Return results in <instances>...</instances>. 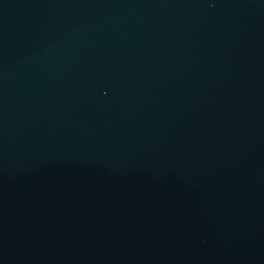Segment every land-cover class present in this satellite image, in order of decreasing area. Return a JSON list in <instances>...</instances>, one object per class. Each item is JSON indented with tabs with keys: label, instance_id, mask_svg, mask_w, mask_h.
<instances>
[{
	"label": "water",
	"instance_id": "water-1",
	"mask_svg": "<svg viewBox=\"0 0 264 264\" xmlns=\"http://www.w3.org/2000/svg\"><path fill=\"white\" fill-rule=\"evenodd\" d=\"M0 264H264V0H0Z\"/></svg>",
	"mask_w": 264,
	"mask_h": 264
}]
</instances>
